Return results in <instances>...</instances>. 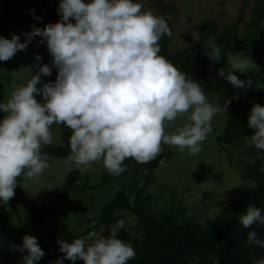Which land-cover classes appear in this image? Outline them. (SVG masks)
<instances>
[{
	"label": "rangeland",
	"instance_id": "1",
	"mask_svg": "<svg viewBox=\"0 0 264 264\" xmlns=\"http://www.w3.org/2000/svg\"><path fill=\"white\" fill-rule=\"evenodd\" d=\"M21 1L0 0V15L7 5ZM257 2H247L238 29L241 40L253 33L250 26ZM244 4L245 0H136L48 50L64 84L34 66L33 59L43 47L39 40L25 38L28 27H24L11 39L12 45L0 62L1 123L20 133L0 141V187L11 164L21 163L47 146L63 145L64 133L84 139L100 132L80 105L83 87L100 68L118 72L129 66L136 53L159 34L170 37V53L199 44V31L205 23L214 20L220 31L236 21ZM2 21L0 49L8 33ZM258 33L261 38L256 45L226 58L214 76L189 82L175 89L174 98L142 108L131 122L116 128L107 141L93 149L54 158L20 179L21 192L0 199L9 224L19 227L35 205L45 217L54 209L60 226L80 236L82 251L101 250L113 259H122L133 252L135 243L146 242L139 217L164 219L177 228L187 223L205 228L215 226L222 209L235 203L243 192L251 190L263 196L264 128L253 129L249 137L233 145L217 142L226 125V106L238 92L264 91V19ZM69 81L74 89L68 88ZM163 153H170V158L149 172V162ZM145 176L152 178L148 185ZM131 185L139 191L129 197L131 206L140 205L138 214L128 210L115 214L128 241L120 240L116 231L106 234L92 228L104 207ZM222 236L217 228V242L222 243ZM23 243L38 252L44 264H95L75 259L51 227L36 225L24 235H12L1 224L0 264L25 262ZM133 257L139 259L140 252ZM199 259L186 258L189 264ZM262 262L264 257L258 260Z\"/></svg>",
	"mask_w": 264,
	"mask_h": 264
},
{
	"label": "trees",
	"instance_id": "2",
	"mask_svg": "<svg viewBox=\"0 0 264 264\" xmlns=\"http://www.w3.org/2000/svg\"><path fill=\"white\" fill-rule=\"evenodd\" d=\"M248 1L245 0L236 21L224 29L219 31L214 20L205 23L199 31V44L170 53V37L159 34L136 53L129 66L118 72L107 67L100 68L98 74L85 84L80 98L83 111L96 122L100 132L84 139L72 138L64 133L63 145L47 146L38 153L30 154L23 162L11 164L4 174L0 199L11 192L19 194L20 179L33 174L36 167L54 158H67L93 149L99 143L107 141L116 128L131 122L142 108L174 98L176 88L214 76L220 71L226 58L250 50L261 38L258 25L264 19V0H258L255 7L253 24L250 26L253 32L251 37L241 40L238 29ZM135 2L136 0H22L17 5H7L0 15V20H4L3 25L8 30L1 45L0 62L12 45L11 39L24 27H28L24 33L25 38L37 39L43 47L42 53L33 59L34 66L47 73L54 81L62 83L48 50L73 39L94 27L101 19ZM67 86L74 89L72 81ZM3 105L0 93V141H8L20 133L2 126ZM225 113L226 125L217 137V142L233 145L249 137L253 129L264 128V91L238 92L236 98L227 104ZM170 156V153L158 155L149 162L147 170L152 172ZM151 182L152 178L145 176V183L148 185ZM260 184L264 189V172L260 176ZM133 193L139 195L133 185L119 191L114 200L104 207L92 228H100L106 234L116 231L120 240L128 241L127 232L123 227L117 226L118 217L115 214L122 210L138 214L140 205L136 203L131 206L129 202ZM55 214L56 210L51 209L49 216L45 217L41 207L35 205L25 215L22 224L15 228L9 224L5 210L0 208V224L12 235H24L36 225L51 227L69 246L75 259H86L95 264H189L186 258L191 255L200 258L192 264H260L259 258L264 257V194L260 197L251 190L243 192L235 203L225 206L215 226L209 224L201 228L197 224L187 223L184 227L177 228L164 219L145 220L139 217L144 226L146 242L135 243L132 246L133 252L122 259H113L101 250L96 253L82 251L78 245L80 236L61 227L54 218ZM217 228L223 233L222 243L215 239ZM216 243H219L220 248H216ZM138 252L140 258L135 259L133 254ZM210 254L212 256L209 257ZM21 255L25 262L20 264H44L38 252L27 243H23Z\"/></svg>",
	"mask_w": 264,
	"mask_h": 264
}]
</instances>
